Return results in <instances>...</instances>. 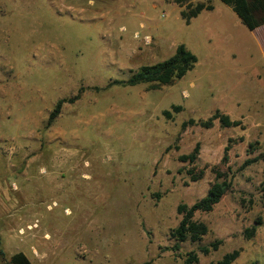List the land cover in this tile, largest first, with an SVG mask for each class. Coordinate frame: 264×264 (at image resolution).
Returning a JSON list of instances; mask_svg holds the SVG:
<instances>
[{
    "label": "rangeland",
    "instance_id": "obj_1",
    "mask_svg": "<svg viewBox=\"0 0 264 264\" xmlns=\"http://www.w3.org/2000/svg\"><path fill=\"white\" fill-rule=\"evenodd\" d=\"M209 1L215 10L187 24L171 0H0L6 261L51 247L45 264H184L191 251L200 264H219L235 250L233 264H264V162L241 169L264 153V41L220 0ZM180 44L198 62L172 85L95 90L169 59ZM81 90L49 125L57 103ZM175 105L183 111L167 121L163 112ZM217 111L243 125L216 120L182 131L185 121ZM214 168L228 175L230 190L213 211L195 214L208 233L174 252L179 210L207 196ZM202 169L194 181L190 172ZM218 240L209 255L199 250Z\"/></svg>",
    "mask_w": 264,
    "mask_h": 264
},
{
    "label": "trees",
    "instance_id": "obj_2",
    "mask_svg": "<svg viewBox=\"0 0 264 264\" xmlns=\"http://www.w3.org/2000/svg\"><path fill=\"white\" fill-rule=\"evenodd\" d=\"M178 3L182 8L181 17L187 23L197 18L204 11H213L215 9L211 1L193 3L186 0H173ZM226 6L230 7L233 12L238 16L241 22L250 30L256 31L264 25V0H220ZM198 62V58L194 55L185 44H180L176 52L169 59L159 62L154 65H147L141 67V69L135 72L128 80H114L108 83L105 88H95L97 91L107 90L114 86H127L135 87L142 84H150L152 89L158 90L163 86L172 85L177 80L182 79L189 71H191ZM83 90H81L77 96L73 99L60 100L54 111L50 114L48 124L52 125L55 119L60 115L62 106L66 102H74L81 98ZM183 111V107L179 105L172 106L170 110H165L163 115L167 121H174L175 115ZM219 120L222 127L232 128L243 125L241 121H232L230 117L220 111H217L207 121H196L195 119H189L182 124V131L191 126H201L203 128H212L214 121ZM233 139L229 140V145L225 149V153L222 159L223 165L229 163V151L232 148ZM259 146V143L251 144L250 148L254 152ZM199 154V147L196 148L190 158L194 161ZM264 162V153L258 155L255 158L248 159L241 167L246 169L258 162ZM229 169V168H228ZM217 174V183L210 189L206 197L195 203L192 207L183 206L179 210L182 215V220L178 228L171 231V237L175 240V245L172 250L178 252L181 249V244L185 243L189 239L193 241H200L204 235L209 231L208 227L204 223H200L194 220L197 212H211L218 205L222 199L227 195L230 190V184L228 182V175L222 173L214 168ZM205 173V169L198 172L191 171L190 175L194 181L202 179ZM220 179H223L219 182ZM258 222L261 225V219ZM257 226L246 231V236L252 239L257 234ZM222 244L221 240L212 243L210 246H202L199 250L209 255L213 250H217L219 245ZM241 251L235 250L233 253L224 257L219 264H233L239 257ZM0 258L5 260L6 264H33L28 256L23 252L14 254L9 260L6 261L5 253L0 247ZM148 264V263H147ZM184 264H200V258L196 251L188 252L184 257Z\"/></svg>",
    "mask_w": 264,
    "mask_h": 264
},
{
    "label": "crops",
    "instance_id": "obj_3",
    "mask_svg": "<svg viewBox=\"0 0 264 264\" xmlns=\"http://www.w3.org/2000/svg\"><path fill=\"white\" fill-rule=\"evenodd\" d=\"M172 2H174L173 0H171ZM206 1H209V0H206ZM204 1V2H206ZM190 2H193L192 0H190ZM194 3V2H193ZM198 3V2H196ZM228 7V6H227ZM230 8V7H229ZM231 9V8H230ZM215 10V9H214ZM213 10V11H214ZM233 11V10H232ZM205 12V11H204ZM207 12H211V11H207ZM255 33L262 39V41H264V25L262 27H260L259 29H257L255 31ZM18 252H23L25 253L28 258L31 260V262L33 264H45V260L47 259V255L49 252H51V247H44L42 250H40L39 252H31V253H27V252H24V251H18ZM17 252V253H18ZM16 254V253H15ZM14 255V254H13ZM12 255V256H13ZM11 256V257H12ZM10 257V258H11Z\"/></svg>",
    "mask_w": 264,
    "mask_h": 264
},
{
    "label": "built area",
    "instance_id": "obj_4",
    "mask_svg": "<svg viewBox=\"0 0 264 264\" xmlns=\"http://www.w3.org/2000/svg\"><path fill=\"white\" fill-rule=\"evenodd\" d=\"M137 37L139 38V34H137ZM143 41H144L146 44H149V43H151V41H152V37L149 36V35H144V37H143Z\"/></svg>",
    "mask_w": 264,
    "mask_h": 264
}]
</instances>
